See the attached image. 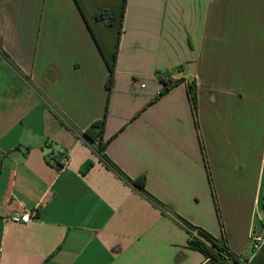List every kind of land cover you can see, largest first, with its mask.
Masks as SVG:
<instances>
[{
  "label": "crops",
  "instance_id": "0c3cea01",
  "mask_svg": "<svg viewBox=\"0 0 264 264\" xmlns=\"http://www.w3.org/2000/svg\"><path fill=\"white\" fill-rule=\"evenodd\" d=\"M187 225L264 264V0H0V264H215Z\"/></svg>",
  "mask_w": 264,
  "mask_h": 264
},
{
  "label": "trees",
  "instance_id": "16d2710c",
  "mask_svg": "<svg viewBox=\"0 0 264 264\" xmlns=\"http://www.w3.org/2000/svg\"><path fill=\"white\" fill-rule=\"evenodd\" d=\"M125 3V0H124ZM107 14V21L106 24L110 25L113 21V15L114 11H107V12H101L96 16V20H103V14ZM109 69V77L106 81V90L109 92L110 86H111V80H112V66L108 67ZM188 89V95L190 99V103L192 108L195 107V99H196V92L194 88L193 83L187 84ZM168 91V88L165 87L160 95L164 94ZM104 125H105V118H103L100 121L94 122L90 125L88 129H86L82 133V138L88 143V144H96L97 148L100 152L104 150L105 143L102 142L103 137V131H104ZM51 155V154H50ZM50 157V156H49ZM50 161H55L54 158L50 157ZM55 164V162H54ZM132 184L138 188L139 190H143L144 188V180L143 179H137L132 182ZM188 230H196V236H192L190 234L189 240H188V246L194 250H197L200 252L207 260L215 263V264H239L237 258L232 255L225 243L224 239L217 240L214 237L210 236L207 232L204 230L195 228L193 226L187 225Z\"/></svg>",
  "mask_w": 264,
  "mask_h": 264
},
{
  "label": "built area",
  "instance_id": "2783aa9c",
  "mask_svg": "<svg viewBox=\"0 0 264 264\" xmlns=\"http://www.w3.org/2000/svg\"><path fill=\"white\" fill-rule=\"evenodd\" d=\"M50 157L54 158V162L56 163V166L58 169H63L67 163H68V156L67 153L63 150H57V151H52ZM34 215L32 214H24L19 217V221L22 223H26L30 221ZM192 236H196V230H191L189 231ZM250 238L254 240L255 242H264V236L260 235H251ZM256 247V245H255Z\"/></svg>",
  "mask_w": 264,
  "mask_h": 264
}]
</instances>
